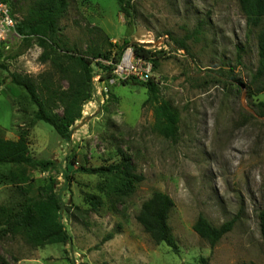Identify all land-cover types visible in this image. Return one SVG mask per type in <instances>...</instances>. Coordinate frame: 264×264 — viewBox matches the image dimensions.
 I'll return each instance as SVG.
<instances>
[{"label":"rangeland","instance_id":"1","mask_svg":"<svg viewBox=\"0 0 264 264\" xmlns=\"http://www.w3.org/2000/svg\"><path fill=\"white\" fill-rule=\"evenodd\" d=\"M34 1L12 0L18 19ZM68 1L60 35L70 45L86 49L97 27L112 43L128 39L153 51L160 66L150 80L178 109L179 137L166 140L155 131L153 108L144 104L150 80L115 73L101 79L96 69L93 99L71 141L61 139L35 119L27 93L11 83L12 73L37 78L50 69L39 61L35 39L14 37L0 56V134L24 136L32 157L54 161L47 171L29 170L30 196L56 182L70 241L32 247L8 238L0 242V264H264V92L255 94L252 84L260 29L247 25L239 0H132L129 14L115 0ZM131 54L127 49L122 58ZM123 155L144 178L132 194L119 191V175L84 171L116 165ZM12 178V166L1 165L0 207L21 199ZM157 192L174 200L169 225L177 252L155 243L137 221ZM91 197L100 202L96 209ZM200 216L216 227L236 224L212 247L194 230Z\"/></svg>","mask_w":264,"mask_h":264},{"label":"trees","instance_id":"2","mask_svg":"<svg viewBox=\"0 0 264 264\" xmlns=\"http://www.w3.org/2000/svg\"><path fill=\"white\" fill-rule=\"evenodd\" d=\"M5 1L9 2L13 14H16L12 0ZM115 1L119 3L122 11L129 14L132 0ZM239 2L247 25L260 29L257 37L259 66L252 78V84L256 87L254 93L258 95L264 92V0ZM69 7L68 0H35L30 5L24 17L19 19L16 30L24 41H37V45L42 49L39 61L49 63L50 69L37 78L19 73L10 74L11 83L22 88L36 107L35 119L52 126L57 135L67 142L71 141L75 123L82 118L83 107L92 101L95 94L96 69L102 72V75H99L101 79H111L115 66L120 63L127 49L132 50L135 58L151 61L154 70L160 66V61L153 51L128 39L121 44L112 43L97 27L90 29L93 38L86 45V49L70 45L60 35V23L66 17ZM179 47L186 49L184 42H180ZM1 54L2 51L0 56ZM146 88L148 98L144 104L153 108L155 131L166 140L177 141L180 131L178 109L169 101L159 98L160 89L153 81L150 80ZM1 165L12 166V180L18 185L17 192L21 199L12 207H0V242L8 238H21L32 247L68 243L70 235L62 222L64 202L55 191L56 182L53 180L41 187L37 196H30L33 185L29 170L39 168L47 171L55 165L54 161L32 157L24 136L14 141L7 140L0 134ZM84 171L89 174L108 172L119 175V191L123 195L132 194L135 185L144 180L143 176L136 172L127 155H123L121 162L116 165ZM95 200V197H91L94 209L100 203ZM174 207V200L169 195L157 192L142 205L137 221L155 243H165L177 252L169 225L170 213ZM260 219L264 235V211ZM235 224L236 220L233 219L216 227L204 216H200L194 230L214 247L233 230ZM200 263L208 264V259L201 258ZM1 264L6 263L3 261Z\"/></svg>","mask_w":264,"mask_h":264},{"label":"built area","instance_id":"3","mask_svg":"<svg viewBox=\"0 0 264 264\" xmlns=\"http://www.w3.org/2000/svg\"><path fill=\"white\" fill-rule=\"evenodd\" d=\"M19 19L13 14L9 2L0 0V51L8 48L17 33ZM21 38V37H20ZM153 64L142 58H135L133 54L125 55L115 67L114 73L120 78L138 77L143 81L151 79Z\"/></svg>","mask_w":264,"mask_h":264}]
</instances>
